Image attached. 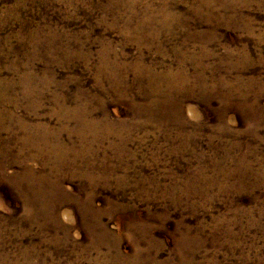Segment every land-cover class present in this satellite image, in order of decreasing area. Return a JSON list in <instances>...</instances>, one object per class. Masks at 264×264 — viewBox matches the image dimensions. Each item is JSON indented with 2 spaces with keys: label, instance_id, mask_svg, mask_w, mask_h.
Listing matches in <instances>:
<instances>
[{
  "label": "rangeland",
  "instance_id": "obj_1",
  "mask_svg": "<svg viewBox=\"0 0 264 264\" xmlns=\"http://www.w3.org/2000/svg\"><path fill=\"white\" fill-rule=\"evenodd\" d=\"M0 264H264V0H0Z\"/></svg>",
  "mask_w": 264,
  "mask_h": 264
}]
</instances>
